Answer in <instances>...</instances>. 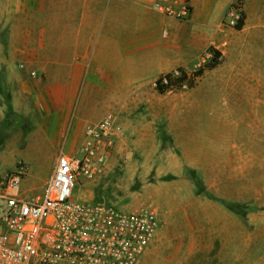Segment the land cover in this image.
I'll return each mask as SVG.
<instances>
[{"label":"rangeland","instance_id":"rangeland-1","mask_svg":"<svg viewBox=\"0 0 264 264\" xmlns=\"http://www.w3.org/2000/svg\"><path fill=\"white\" fill-rule=\"evenodd\" d=\"M42 1L61 23L64 0ZM186 1L188 21L155 13L153 29L119 17V46L104 49L102 72L119 87L112 95L103 86L99 104L87 106L98 117L64 135L79 147L86 125L113 113L121 139L107 172L81 180L74 196L164 214L141 264H264V0H212L210 16L202 14L206 0ZM212 49L222 54L219 65L190 88ZM168 73L178 80L160 93L156 82ZM4 85L0 78V176L25 164L23 189L38 194L56 154L70 147L38 140L34 103L14 109Z\"/></svg>","mask_w":264,"mask_h":264},{"label":"built area","instance_id":"built-area-1","mask_svg":"<svg viewBox=\"0 0 264 264\" xmlns=\"http://www.w3.org/2000/svg\"><path fill=\"white\" fill-rule=\"evenodd\" d=\"M153 4L172 20L192 16L186 0ZM120 138L113 113L87 124L81 145L58 154L38 194L23 189L25 164L0 176V264H141L165 224L164 214L74 196L81 180L90 182L107 172Z\"/></svg>","mask_w":264,"mask_h":264},{"label":"crops","instance_id":"crops-1","mask_svg":"<svg viewBox=\"0 0 264 264\" xmlns=\"http://www.w3.org/2000/svg\"><path fill=\"white\" fill-rule=\"evenodd\" d=\"M153 2L64 0L60 23L42 0H0V78L6 81L14 109L22 111L34 103L41 115L38 140L68 146L69 153L78 148L76 136L68 139L64 132L98 117L89 116L98 110L87 106L99 104L103 86L112 95L119 87L111 73L106 80L102 76L104 49L119 46L113 34L120 32L119 17L134 16V24L158 28ZM211 8L212 0H206L202 14L210 16Z\"/></svg>","mask_w":264,"mask_h":264},{"label":"trees","instance_id":"trees-1","mask_svg":"<svg viewBox=\"0 0 264 264\" xmlns=\"http://www.w3.org/2000/svg\"><path fill=\"white\" fill-rule=\"evenodd\" d=\"M244 21H245V14L243 12H241V17L238 21V24L236 25L237 30H241L243 28ZM212 50H214V49H212ZM221 56H222V54L220 51L214 50V57L212 59V63L202 67L201 69H199L195 73L194 78L189 83L190 88H193L196 85L197 80L204 75L206 70H212L219 65V63H220L219 59ZM176 80H178V79H176L174 73H168V74L161 75L156 82L157 90L160 93H164V92L172 89L174 86V82H176ZM183 80L184 81L187 80V75L185 73H183V77L181 79V82H183Z\"/></svg>","mask_w":264,"mask_h":264}]
</instances>
